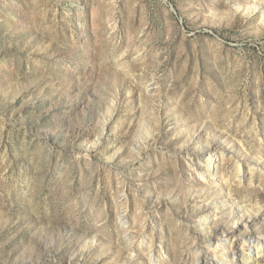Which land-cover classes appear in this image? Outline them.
Wrapping results in <instances>:
<instances>
[{
    "label": "rangeland",
    "instance_id": "374dc122",
    "mask_svg": "<svg viewBox=\"0 0 264 264\" xmlns=\"http://www.w3.org/2000/svg\"><path fill=\"white\" fill-rule=\"evenodd\" d=\"M263 15L0 0V264H231L233 230L264 264Z\"/></svg>",
    "mask_w": 264,
    "mask_h": 264
},
{
    "label": "bare ground",
    "instance_id": "6f19581e",
    "mask_svg": "<svg viewBox=\"0 0 264 264\" xmlns=\"http://www.w3.org/2000/svg\"><path fill=\"white\" fill-rule=\"evenodd\" d=\"M223 157L224 155L222 152L216 153V151L212 150L209 153V157L206 159V163H208V165L211 166L214 163V158H219V160H221ZM237 167L240 173L243 170L242 165L238 163ZM199 174L200 176L206 178L202 172H200ZM206 215L208 219L207 221L208 225L216 229V227L218 226V223L216 222V218H212L213 217L212 214H211L212 217L209 216L208 214L202 215V217L206 218ZM248 220L249 222H253L254 218L250 216ZM218 234L220 239H216L214 244L211 243V245L215 246V249L212 250L211 254L208 255L206 254V258L209 257V255H213L214 257H216L217 263H219L220 260H226L228 263L231 264H244V262H241L239 260V256L241 254L246 253L247 250H249L251 253H258L260 249L263 247V243L261 241L257 239L249 238L247 236H243L242 232L238 230H233L228 234L224 233L223 231L222 232L220 231Z\"/></svg>",
    "mask_w": 264,
    "mask_h": 264
}]
</instances>
